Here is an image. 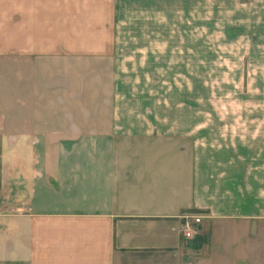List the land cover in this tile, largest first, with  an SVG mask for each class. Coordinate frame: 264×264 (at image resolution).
<instances>
[{
    "label": "crops",
    "instance_id": "crops-1",
    "mask_svg": "<svg viewBox=\"0 0 264 264\" xmlns=\"http://www.w3.org/2000/svg\"><path fill=\"white\" fill-rule=\"evenodd\" d=\"M192 6L0 0V264H264V110L117 83L122 38L141 69L191 53Z\"/></svg>",
    "mask_w": 264,
    "mask_h": 264
},
{
    "label": "rangeland",
    "instance_id": "rangeland-1",
    "mask_svg": "<svg viewBox=\"0 0 264 264\" xmlns=\"http://www.w3.org/2000/svg\"><path fill=\"white\" fill-rule=\"evenodd\" d=\"M192 7V51L185 54L178 46L174 68H137L141 54L126 52L130 44L122 38L116 70L120 92L160 89L159 109L176 100L178 109L186 102L194 110L263 111L264 0H193Z\"/></svg>",
    "mask_w": 264,
    "mask_h": 264
},
{
    "label": "built area",
    "instance_id": "built-area-1",
    "mask_svg": "<svg viewBox=\"0 0 264 264\" xmlns=\"http://www.w3.org/2000/svg\"><path fill=\"white\" fill-rule=\"evenodd\" d=\"M184 223H183V228L182 232L184 236L190 237L194 233L197 232V230L194 228L193 224H196L200 221L199 216H196L195 214H184L183 216Z\"/></svg>",
    "mask_w": 264,
    "mask_h": 264
}]
</instances>
